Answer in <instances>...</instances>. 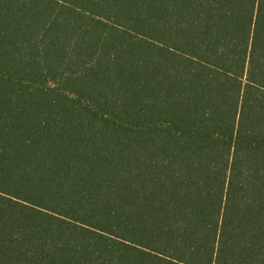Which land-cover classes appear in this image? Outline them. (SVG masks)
<instances>
[{"label": "trees", "instance_id": "16d2710c", "mask_svg": "<svg viewBox=\"0 0 264 264\" xmlns=\"http://www.w3.org/2000/svg\"><path fill=\"white\" fill-rule=\"evenodd\" d=\"M0 264H264V0H0Z\"/></svg>", "mask_w": 264, "mask_h": 264}]
</instances>
